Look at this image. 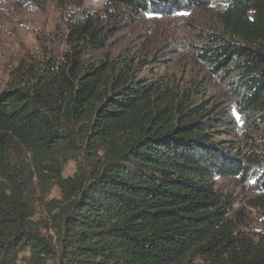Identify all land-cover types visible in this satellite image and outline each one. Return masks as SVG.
<instances>
[{
    "label": "trees",
    "instance_id": "1",
    "mask_svg": "<svg viewBox=\"0 0 264 264\" xmlns=\"http://www.w3.org/2000/svg\"><path fill=\"white\" fill-rule=\"evenodd\" d=\"M105 5L163 17L212 9L218 29L196 56L263 135L251 144L264 141V0ZM103 25L70 22L64 65L0 93V264H264V220L255 237L238 230L214 190L215 179H245L260 164L214 141L233 125L229 110L108 59L85 64L113 34ZM69 160L75 171L63 177ZM53 189L58 198L46 201Z\"/></svg>",
    "mask_w": 264,
    "mask_h": 264
},
{
    "label": "rangeland",
    "instance_id": "2",
    "mask_svg": "<svg viewBox=\"0 0 264 264\" xmlns=\"http://www.w3.org/2000/svg\"><path fill=\"white\" fill-rule=\"evenodd\" d=\"M5 0L0 3V93L22 80L30 81L45 68L64 65L70 51L66 37L68 24L82 16H93L112 28L113 34L103 51L86 55L84 63L108 59L116 66L130 68L138 78L155 81L176 92H191L197 103L215 104L229 110L232 127L215 133L222 146H236L242 153L252 151L259 166H250L245 178H218L214 190L228 204V220L245 234L255 237L264 220V141L254 146L249 141L250 127L233 108L234 92L223 80L211 74L196 56L202 36L217 31L211 10L180 12L168 17L154 14L133 15L119 8L105 10L106 0ZM263 136V135H262ZM75 162L63 165V177L71 176ZM251 174V175H250ZM257 174V175H255ZM53 189L46 201L57 199ZM38 218L44 217L39 209Z\"/></svg>",
    "mask_w": 264,
    "mask_h": 264
}]
</instances>
